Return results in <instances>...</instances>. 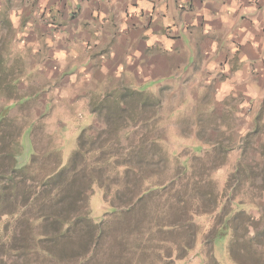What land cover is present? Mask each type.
Instances as JSON below:
<instances>
[{
  "label": "rangeland",
  "instance_id": "rangeland-1",
  "mask_svg": "<svg viewBox=\"0 0 264 264\" xmlns=\"http://www.w3.org/2000/svg\"><path fill=\"white\" fill-rule=\"evenodd\" d=\"M1 4L0 108H5L12 119L8 124L10 127H6V133L9 132V128L22 129L16 164L18 166L29 164L34 153L38 156L35 168L39 165L47 171L56 157H60L61 165H65L76 149L80 136L93 147L113 143L115 128L124 125V122L108 117L106 114L108 105L113 103V100H118L120 92L125 88L141 91L142 95L129 96L120 103L121 107L126 109V113L123 114L125 122H129L130 119L127 118L131 117L136 121L134 126L120 132L119 145H113L111 150L114 151V146L116 150L120 147L122 149L131 147L130 145L140 138L156 137L160 148L148 145L142 154L149 161L144 168L145 175L149 176L150 181L164 185L166 189L169 187V179L178 177L176 185L179 188L182 183L184 184V178L190 175L189 167L193 158H196L195 167L209 173L210 181L218 195L219 205L212 214H194L191 217L184 215L179 209L176 210L173 205L167 206L165 195L146 203V212L150 215L145 219L146 223L179 222L181 226L172 230L175 231V234H170L172 236L167 235V242L155 241L163 247L160 254L156 251L154 254L145 252L144 255H136V263L132 261V264H238L229 252L230 230L223 227L222 234H215V231L221 224L224 214L221 207L244 210L252 220L249 229L251 232L262 228L263 115H255L251 121L249 120L251 114L245 112V109L242 115V110L233 113L232 108L213 103L209 90L201 98L185 97L183 86L177 87L171 80L150 79L139 87L129 86L119 78L112 85L107 81L105 83L103 80H94L79 72L78 65L84 60L76 42L70 43L68 46L70 50L63 61L60 58L64 64L60 66L55 62L56 57L52 56L55 51L50 49L54 46L48 40L49 32H42L44 28L47 30V27L24 30L29 16L25 18L18 12L23 8V1L4 0ZM75 52L78 56H75ZM172 78L175 80V77ZM154 85H158L155 90H148ZM102 100L103 111L91 112V106H97ZM155 113V116L146 120ZM183 167H186V176ZM37 171L39 170H34L32 175L35 180L28 178L27 185L38 184V179L35 178L39 176ZM113 175L112 172L111 181L114 180ZM238 176L241 178L239 181ZM243 179L247 180L242 181ZM240 182H243L242 185ZM231 183L232 186L228 190ZM248 183L252 184V187H249ZM207 184L209 183L204 184V189L210 188ZM232 187L236 195L234 197L230 193ZM110 188L114 190L111 185ZM260 191L262 196L258 197ZM179 194L181 195L177 197L189 199V194L184 196L182 191ZM249 199L254 202L250 203ZM183 205L190 213V203L185 202ZM60 207L65 206L61 203L58 209H61ZM88 207L89 217L94 223L100 222L106 213L113 211L112 205L105 200L102 189L96 183L92 186ZM249 216L243 218L247 219ZM12 219L13 217L2 216L0 220V260L5 264H21L22 260L17 257V253L10 252L11 255L8 256L4 251L10 243L15 244L9 230H5L6 223L8 229L13 223ZM246 219H242L241 222ZM123 223L124 221H118L115 226L119 228ZM32 227L34 233H37L35 226ZM239 233H242L241 228ZM73 241L77 242L73 244L71 241L68 249H63L67 257H70L73 251L82 250L81 241L77 240V237ZM173 242L183 247L182 250L175 251ZM172 248L174 250L168 257ZM259 251L261 255L264 254V251ZM236 252L242 254L239 249ZM252 252L246 259L254 261L252 254L256 256L259 252ZM94 257L101 258L105 264L101 253ZM89 262L98 264L96 259ZM71 263L70 260L68 264Z\"/></svg>",
  "mask_w": 264,
  "mask_h": 264
},
{
  "label": "trees",
  "instance_id": "trees-1",
  "mask_svg": "<svg viewBox=\"0 0 264 264\" xmlns=\"http://www.w3.org/2000/svg\"><path fill=\"white\" fill-rule=\"evenodd\" d=\"M137 95H142L141 91L125 88L120 92L118 100H113L114 102L108 105L106 110L108 117L124 122V125L115 128L113 143L107 146L103 143L93 147L80 136L77 147L67 163L61 165L60 157H56L47 171L43 170V166L38 165V168H35L38 164V156L34 153L29 164L24 166L16 164L22 129L9 128V132L6 133V127H10L8 124L12 119L5 108H0V220L2 216L13 217V223L9 225V229L6 223L5 230H9L12 241L15 242L4 249L8 256L11 255L10 252L17 253V257L22 260L21 264H68L70 260L71 264H90L89 261L95 259L98 264H104L101 258L94 257L101 253L105 264H132V261L136 263V255L156 251L160 254L163 247L155 241L167 242L166 237L175 234L172 230L181 226L179 222L146 223L145 219L150 216L146 212V203L165 195L167 206L173 205L176 210H181L187 216L212 214L217 210L219 203L215 186L211 183L208 172L195 167L196 158H193L189 167L190 175L184 178V184L180 185V189L176 185L178 177L169 179V187L165 189L164 185L152 183L149 176L145 175L144 167L149 161L142 155L143 149L148 145L158 148L156 137L140 138L139 141L131 144V147L115 149V146L119 145L120 132L134 126L136 121L130 116L131 118H127L130 119V123L125 122L126 118L123 114L126 113V109L122 108L120 103L129 96ZM105 97L109 98V96ZM158 102L157 100V105ZM91 107L93 113L102 112L103 100L97 106ZM155 115L156 113L152 114L146 120ZM113 145H115L114 151L111 150ZM36 169L39 170L37 171L39 176L35 177L38 179V184L27 185L28 178L35 180L32 175ZM183 171L186 176V167H183ZM112 172L113 181L110 177ZM239 176L238 181L241 179ZM261 179L264 182V176ZM245 180L247 179L242 181ZM94 183L102 189L105 200L113 208V211L106 213L98 223H94L89 217L88 198ZM206 183H209L207 185L210 188H203ZM18 184H21L20 187H17ZM110 185L114 187L113 191ZM231 186L232 183L227 189L229 190ZM248 186L252 187V184L248 183ZM231 190L229 191L231 195L236 196L233 187ZM261 190H264V186ZM181 191L184 196L189 194V199L177 197L181 195L179 194ZM251 195L254 196L253 193ZM261 196L260 191L258 197ZM249 200L250 203L254 202ZM185 202L190 203V213L185 210L183 205ZM61 203L65 207L58 209ZM221 211L224 214L215 234H222L223 227L230 230L229 252L233 260L238 264H264V254L261 255L259 251H264V207L261 214L262 228L253 232L249 230L252 220L244 210L221 207ZM244 216L249 217L246 219L243 218ZM242 219L246 221L241 222ZM118 221H124L119 228L115 226ZM32 225L37 229V233H34ZM240 228L242 233H239ZM91 234L93 235L89 238ZM76 237L81 241L82 250L73 251L70 257H67L63 249H68L71 241L73 244L76 243L77 241H73ZM172 244H175L177 252L183 248L174 242ZM238 249L242 252L241 255L237 254ZM172 250L174 249L169 250L168 257ZM251 252H259L256 256L252 254L254 261L246 259ZM0 264L5 262L0 260Z\"/></svg>",
  "mask_w": 264,
  "mask_h": 264
},
{
  "label": "crops",
  "instance_id": "crops-1",
  "mask_svg": "<svg viewBox=\"0 0 264 264\" xmlns=\"http://www.w3.org/2000/svg\"><path fill=\"white\" fill-rule=\"evenodd\" d=\"M22 1L24 30L47 27L60 66L76 42L84 76L135 87L171 80L185 97L209 90L218 106L264 120V0Z\"/></svg>",
  "mask_w": 264,
  "mask_h": 264
}]
</instances>
